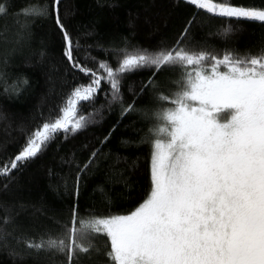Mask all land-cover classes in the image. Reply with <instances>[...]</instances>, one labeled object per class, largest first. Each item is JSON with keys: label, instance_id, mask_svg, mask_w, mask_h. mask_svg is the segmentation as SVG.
I'll use <instances>...</instances> for the list:
<instances>
[{"label": "snow or ice", "instance_id": "1", "mask_svg": "<svg viewBox=\"0 0 264 264\" xmlns=\"http://www.w3.org/2000/svg\"><path fill=\"white\" fill-rule=\"evenodd\" d=\"M60 2L52 0L51 11L47 5H29L18 15H54L68 67L87 80L73 88L59 114L34 129L17 154L0 164V177L18 171L58 137L86 128L93 113L83 108L94 103L104 84L113 103L122 100L123 74L152 69L145 87H155L161 71L176 72L179 78L170 95L157 96L167 106L155 113L151 183L143 202L130 214L107 217H78L74 208L71 226L61 235L28 242V248L60 253L66 264H74L104 237L110 264H264V51L240 56L187 46L156 52L122 49L113 67L86 49L83 58L75 54L83 46L62 22ZM184 2L215 17L264 23V8L224 0ZM6 13L0 2V16ZM134 110V103L129 104L122 115ZM97 155L94 150L81 171Z\"/></svg>", "mask_w": 264, "mask_h": 264}, {"label": "trees", "instance_id": "2", "mask_svg": "<svg viewBox=\"0 0 264 264\" xmlns=\"http://www.w3.org/2000/svg\"><path fill=\"white\" fill-rule=\"evenodd\" d=\"M0 164L14 157L25 138L59 114L73 88L87 80L63 57V40L54 15H18L29 5L52 0H0ZM264 8V0H224ZM62 22L97 61L115 67L122 49L156 52L174 46L240 56L264 51V23L215 17L184 0H61ZM189 22L191 25L189 26ZM188 35L180 45L184 29ZM227 30V31H226ZM91 47H88V46ZM95 68L91 60L83 61ZM152 69L123 74L121 101L109 103V86L92 104L90 124L66 139L58 137L35 159L8 177H0V264H66L60 253L28 248V242L61 235L78 217L130 214L149 194L150 148L155 113L170 95L179 74L161 71L155 87H145ZM143 92L141 94V89ZM134 103L135 110L122 115ZM105 138H107L105 142ZM98 155L81 171L91 153ZM79 183L77 185V175ZM109 242L100 237L90 254L74 264H110Z\"/></svg>", "mask_w": 264, "mask_h": 264}]
</instances>
